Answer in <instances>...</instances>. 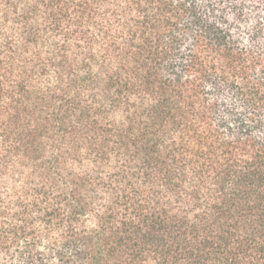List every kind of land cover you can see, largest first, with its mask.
Segmentation results:
<instances>
[{
	"label": "trees",
	"instance_id": "trees-1",
	"mask_svg": "<svg viewBox=\"0 0 264 264\" xmlns=\"http://www.w3.org/2000/svg\"><path fill=\"white\" fill-rule=\"evenodd\" d=\"M0 264H264V0H0Z\"/></svg>",
	"mask_w": 264,
	"mask_h": 264
}]
</instances>
